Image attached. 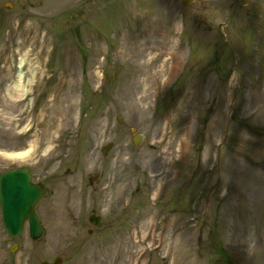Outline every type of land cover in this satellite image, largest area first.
<instances>
[{
	"label": "rangeland",
	"instance_id": "rangeland-1",
	"mask_svg": "<svg viewBox=\"0 0 264 264\" xmlns=\"http://www.w3.org/2000/svg\"><path fill=\"white\" fill-rule=\"evenodd\" d=\"M15 167L49 192L0 264H264V0H0Z\"/></svg>",
	"mask_w": 264,
	"mask_h": 264
},
{
	"label": "water",
	"instance_id": "water-1",
	"mask_svg": "<svg viewBox=\"0 0 264 264\" xmlns=\"http://www.w3.org/2000/svg\"><path fill=\"white\" fill-rule=\"evenodd\" d=\"M187 4L190 0H181ZM142 138L133 139L135 145ZM111 143L107 144L103 152L106 153ZM49 192V188L31 180V173L27 168H13L0 173V207L3 225L10 237H17L23 230L25 222H28L29 235L35 240L42 234L40 219L35 211L37 201ZM100 217L91 214L90 222L99 225ZM16 245V244H15ZM14 249V246L12 247ZM60 258H56L53 264H58ZM48 264V262H42Z\"/></svg>",
	"mask_w": 264,
	"mask_h": 264
},
{
	"label": "bare ground",
	"instance_id": "bare-ground-1",
	"mask_svg": "<svg viewBox=\"0 0 264 264\" xmlns=\"http://www.w3.org/2000/svg\"><path fill=\"white\" fill-rule=\"evenodd\" d=\"M22 61L19 63V67H21ZM24 75V72L19 69L18 70V74H17V80L14 82L15 84H13L12 89L16 90L17 93H26V86L23 85L22 81V77ZM28 153V149L25 150H19V151H15V152H9V153H3L1 154V157H3L4 159L8 160V161H17V162H21V161H25L26 156Z\"/></svg>",
	"mask_w": 264,
	"mask_h": 264
},
{
	"label": "flooded vegetation",
	"instance_id": "flooded-vegetation-1",
	"mask_svg": "<svg viewBox=\"0 0 264 264\" xmlns=\"http://www.w3.org/2000/svg\"><path fill=\"white\" fill-rule=\"evenodd\" d=\"M96 215V214H95ZM99 222H100V219H99Z\"/></svg>",
	"mask_w": 264,
	"mask_h": 264
}]
</instances>
